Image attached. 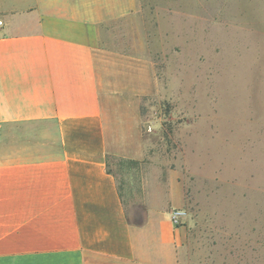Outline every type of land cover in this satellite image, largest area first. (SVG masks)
<instances>
[{
  "label": "rangeland",
  "instance_id": "374dc122",
  "mask_svg": "<svg viewBox=\"0 0 264 264\" xmlns=\"http://www.w3.org/2000/svg\"><path fill=\"white\" fill-rule=\"evenodd\" d=\"M137 1L101 35L110 78L146 91L145 158L108 163L129 220L166 209L181 264H264V0ZM58 151L53 122L0 126V161Z\"/></svg>",
  "mask_w": 264,
  "mask_h": 264
},
{
  "label": "crops",
  "instance_id": "0c3cea01",
  "mask_svg": "<svg viewBox=\"0 0 264 264\" xmlns=\"http://www.w3.org/2000/svg\"><path fill=\"white\" fill-rule=\"evenodd\" d=\"M0 26V126L53 122L56 155L0 161V264H181L166 209L130 222L107 157L147 153L138 88L117 84L102 30L137 0H31Z\"/></svg>",
  "mask_w": 264,
  "mask_h": 264
},
{
  "label": "trees",
  "instance_id": "16d2710c",
  "mask_svg": "<svg viewBox=\"0 0 264 264\" xmlns=\"http://www.w3.org/2000/svg\"><path fill=\"white\" fill-rule=\"evenodd\" d=\"M110 158H113V157H107L106 159H107V166H108V163H109V159ZM124 161V160H123ZM129 163H132V164H137V163H139L138 161H132V160H127ZM109 173H111L110 171H109Z\"/></svg>",
  "mask_w": 264,
  "mask_h": 264
},
{
  "label": "built area",
  "instance_id": "2783aa9c",
  "mask_svg": "<svg viewBox=\"0 0 264 264\" xmlns=\"http://www.w3.org/2000/svg\"><path fill=\"white\" fill-rule=\"evenodd\" d=\"M1 25H2V21H0V26ZM178 215H182V213H180V212L175 213V218H178L179 217Z\"/></svg>",
  "mask_w": 264,
  "mask_h": 264
}]
</instances>
